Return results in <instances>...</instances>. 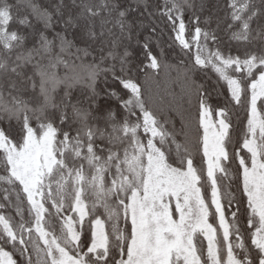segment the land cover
<instances>
[{
  "label": "snow or ice",
  "instance_id": "obj_1",
  "mask_svg": "<svg viewBox=\"0 0 264 264\" xmlns=\"http://www.w3.org/2000/svg\"><path fill=\"white\" fill-rule=\"evenodd\" d=\"M0 264H264V0H0Z\"/></svg>",
  "mask_w": 264,
  "mask_h": 264
}]
</instances>
